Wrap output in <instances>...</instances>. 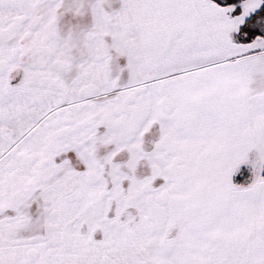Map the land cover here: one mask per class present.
<instances>
[{"label":"snow or ice","instance_id":"6c2138e0","mask_svg":"<svg viewBox=\"0 0 264 264\" xmlns=\"http://www.w3.org/2000/svg\"><path fill=\"white\" fill-rule=\"evenodd\" d=\"M0 264H264V0H0Z\"/></svg>","mask_w":264,"mask_h":264},{"label":"trees","instance_id":"16d2710c","mask_svg":"<svg viewBox=\"0 0 264 264\" xmlns=\"http://www.w3.org/2000/svg\"><path fill=\"white\" fill-rule=\"evenodd\" d=\"M237 179L239 180V177H237Z\"/></svg>","mask_w":264,"mask_h":264}]
</instances>
